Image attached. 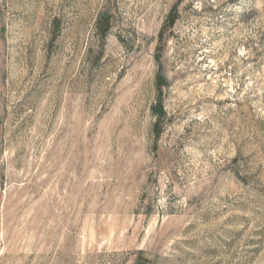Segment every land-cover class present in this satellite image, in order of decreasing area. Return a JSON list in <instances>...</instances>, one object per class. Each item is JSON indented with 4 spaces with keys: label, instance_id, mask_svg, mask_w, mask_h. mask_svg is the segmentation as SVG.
Segmentation results:
<instances>
[{
    "label": "rangeland",
    "instance_id": "1",
    "mask_svg": "<svg viewBox=\"0 0 264 264\" xmlns=\"http://www.w3.org/2000/svg\"><path fill=\"white\" fill-rule=\"evenodd\" d=\"M0 264H264V0H0Z\"/></svg>",
    "mask_w": 264,
    "mask_h": 264
},
{
    "label": "trees",
    "instance_id": "2",
    "mask_svg": "<svg viewBox=\"0 0 264 264\" xmlns=\"http://www.w3.org/2000/svg\"><path fill=\"white\" fill-rule=\"evenodd\" d=\"M162 115V110H161V113H159V116Z\"/></svg>",
    "mask_w": 264,
    "mask_h": 264
}]
</instances>
